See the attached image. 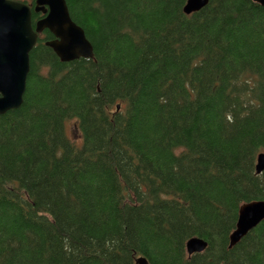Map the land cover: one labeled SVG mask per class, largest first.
Here are the masks:
<instances>
[{
  "label": "trees",
  "instance_id": "16d2710c",
  "mask_svg": "<svg viewBox=\"0 0 264 264\" xmlns=\"http://www.w3.org/2000/svg\"><path fill=\"white\" fill-rule=\"evenodd\" d=\"M66 2L94 58L63 62L45 30L0 114V264H264V222L231 245L264 201V6Z\"/></svg>",
  "mask_w": 264,
  "mask_h": 264
},
{
  "label": "water",
  "instance_id": "95a60500",
  "mask_svg": "<svg viewBox=\"0 0 264 264\" xmlns=\"http://www.w3.org/2000/svg\"><path fill=\"white\" fill-rule=\"evenodd\" d=\"M264 6V0H255ZM209 0H188L187 14L203 9ZM36 12L44 17L33 25L32 7L16 0H0V114L18 109L24 100L31 69V52L39 34L49 30L55 37L47 42L63 62L94 58V48L85 31L71 18L66 0H36ZM257 170H264V154L258 157ZM264 222V201L241 207L231 245H236ZM208 244L194 238L187 243L190 255L205 251ZM138 264H149L144 258Z\"/></svg>",
  "mask_w": 264,
  "mask_h": 264
},
{
  "label": "rangeland",
  "instance_id": "374dc122",
  "mask_svg": "<svg viewBox=\"0 0 264 264\" xmlns=\"http://www.w3.org/2000/svg\"><path fill=\"white\" fill-rule=\"evenodd\" d=\"M76 123L75 122H70L69 123V129H68V136L76 143V144H80V140L82 139L80 136V133L77 131L76 129ZM83 144V143H82ZM79 147H81L82 145H78Z\"/></svg>",
  "mask_w": 264,
  "mask_h": 264
},
{
  "label": "flooded vegetation",
  "instance_id": "af4514ba",
  "mask_svg": "<svg viewBox=\"0 0 264 264\" xmlns=\"http://www.w3.org/2000/svg\"><path fill=\"white\" fill-rule=\"evenodd\" d=\"M33 6V5H32Z\"/></svg>",
  "mask_w": 264,
  "mask_h": 264
}]
</instances>
